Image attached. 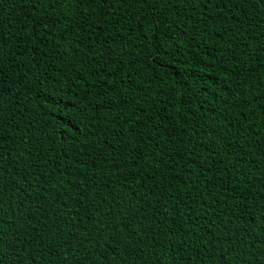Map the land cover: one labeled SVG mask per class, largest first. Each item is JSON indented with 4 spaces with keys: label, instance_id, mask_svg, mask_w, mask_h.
<instances>
[{
    "label": "trees",
    "instance_id": "obj_1",
    "mask_svg": "<svg viewBox=\"0 0 264 264\" xmlns=\"http://www.w3.org/2000/svg\"><path fill=\"white\" fill-rule=\"evenodd\" d=\"M0 264H264V0H0Z\"/></svg>",
    "mask_w": 264,
    "mask_h": 264
},
{
    "label": "snow or ice",
    "instance_id": "obj_2",
    "mask_svg": "<svg viewBox=\"0 0 264 264\" xmlns=\"http://www.w3.org/2000/svg\"><path fill=\"white\" fill-rule=\"evenodd\" d=\"M76 3H80L81 0H75ZM89 2H91V0H89Z\"/></svg>",
    "mask_w": 264,
    "mask_h": 264
}]
</instances>
